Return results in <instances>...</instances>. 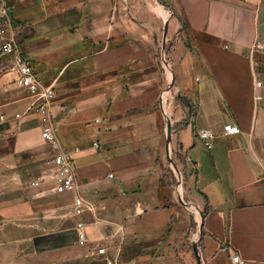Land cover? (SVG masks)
<instances>
[{
    "label": "crops",
    "instance_id": "obj_1",
    "mask_svg": "<svg viewBox=\"0 0 264 264\" xmlns=\"http://www.w3.org/2000/svg\"><path fill=\"white\" fill-rule=\"evenodd\" d=\"M7 3L22 54L55 89L51 118L82 200L76 213L73 194L53 186L4 192L13 264H103L100 246L122 264H264V0ZM16 88L12 104L0 101L14 137L8 154L0 145L7 184L53 155L36 97ZM228 123L239 132L223 135ZM198 129L215 134L210 149ZM53 195L58 205L38 221L39 200ZM41 235L51 243L38 252Z\"/></svg>",
    "mask_w": 264,
    "mask_h": 264
},
{
    "label": "built area",
    "instance_id": "obj_2",
    "mask_svg": "<svg viewBox=\"0 0 264 264\" xmlns=\"http://www.w3.org/2000/svg\"><path fill=\"white\" fill-rule=\"evenodd\" d=\"M0 36L3 37L0 41V55L9 60L11 69L15 72L14 83L36 97L33 105L38 113L40 135L43 141L48 143L53 150V155L47 162L49 164V174L54 183L52 189L55 193L71 192L74 196V203L78 207L75 212L79 213L82 200L79 197L73 158L60 143L51 118L49 106L54 97L53 87L44 85L41 82L29 59L22 54L13 32V19L7 0H0ZM260 86L261 81H256L253 92V99L256 102L261 101L263 98L256 90ZM238 132L239 128L235 124L228 123L223 125V135H231ZM196 135L206 149L212 147L215 134L210 129H198ZM93 146L97 147L98 145L94 142ZM183 180L184 178L182 177V182ZM38 182L39 180L36 179L33 185H38ZM74 229L77 242L81 245L86 243L87 237L83 223H76ZM94 255L101 257L103 264H122L117 254L108 255L107 250L102 246L96 248ZM231 260L238 262L239 257L234 255Z\"/></svg>",
    "mask_w": 264,
    "mask_h": 264
},
{
    "label": "rangeland",
    "instance_id": "obj_3",
    "mask_svg": "<svg viewBox=\"0 0 264 264\" xmlns=\"http://www.w3.org/2000/svg\"><path fill=\"white\" fill-rule=\"evenodd\" d=\"M0 63L5 64V68L4 71L5 73H7V78L5 81V88H0V101L1 102H5L6 106H9V103L12 104V99H13V92L15 90H17L16 85L13 83L14 81H12L11 79V74H9L11 72V67H8L7 64H9V60L6 59V57L4 59H2L0 61ZM55 89H53V94L55 96ZM34 107V106H33ZM7 126V122L2 120L0 117V145H5L6 147V153L8 154L11 150L12 147V140H13V135L8 134V135H4L5 132V127ZM9 128V127H8ZM63 146V145H62ZM67 151V150H66ZM45 165V163L42 162H38V165H36L33 173L31 174H27L25 173V171H23V175L22 177H20L19 182L17 183H10L7 184L3 181H0V204L1 202H3V193L6 192L8 194H13L15 191H18L19 193H23L25 191H27L29 189V186L31 185L34 188H37L36 190L38 191H43L45 189L50 188L51 186H53L52 184V178L49 174V165H46L45 167L43 166ZM38 179V185H33V182ZM33 189V188H31ZM54 196V195H53ZM42 200H39V212H38V216L37 219L38 221H43L47 218V212L46 210L53 208L54 206L58 205L57 203H59L55 196L52 197L51 199L47 198V197H43L41 198ZM1 207V212L3 213V207ZM41 209V211H40ZM60 212H56L54 213V218H59L62 215ZM28 220V219H27ZM60 223V222H59ZM1 227V226H0ZM19 236L20 234L23 235V233H17ZM15 233L13 232V230L7 229V231H1L0 230V260L2 261V259L5 260V264H13V260H14V255H13V238H14ZM25 235V233H24ZM50 236L52 235H41L38 236L35 242V250H37L38 252L40 251H45V247L51 243V239ZM47 237V238H46ZM3 252L5 254H3ZM5 255V258H4ZM16 260L21 259V256H17L15 257ZM24 259V258H23ZM22 264H24L22 262ZM59 264V263H58Z\"/></svg>",
    "mask_w": 264,
    "mask_h": 264
},
{
    "label": "water",
    "instance_id": "obj_4",
    "mask_svg": "<svg viewBox=\"0 0 264 264\" xmlns=\"http://www.w3.org/2000/svg\"><path fill=\"white\" fill-rule=\"evenodd\" d=\"M200 228H201V226L199 225V230H200ZM191 246H192V252H193L195 258L198 259L197 241H193Z\"/></svg>",
    "mask_w": 264,
    "mask_h": 264
}]
</instances>
